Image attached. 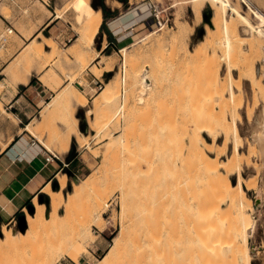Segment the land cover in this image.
Masks as SVG:
<instances>
[{"label":"rangeland","instance_id":"1","mask_svg":"<svg viewBox=\"0 0 264 264\" xmlns=\"http://www.w3.org/2000/svg\"><path fill=\"white\" fill-rule=\"evenodd\" d=\"M43 1L52 12L53 9L66 10L64 20H59L58 24L63 31L57 36L44 34L57 40L52 38L60 49V57L54 56L43 38L36 41L51 53L38 50L33 41L25 47L30 42L27 39L29 30L43 16L37 5L45 10L37 0H0V19L7 23L0 20V98L11 88L15 91L19 83L28 84L32 71L44 73L39 82L55 92L49 103L56 100L58 103L46 123L43 120L40 123V115L37 116L31 134L66 163L67 159L61 155L70 147V151L82 153L81 160L88 167L82 162L78 166L65 167L52 182L51 188L58 191L61 175L67 176L66 197L60 192L54 194L56 208H50L45 220L36 224L34 230L29 228L24 240L20 241L31 247V255L28 253L26 259L36 251L32 247H37L43 250L37 251L43 252V258L51 264H79L82 259L100 264L121 229L120 184L136 179L175 180L176 167L183 164L186 145L190 146V138H194L198 143L197 152L205 156L212 150L211 161L220 167L223 163L222 167L226 166L237 146L242 148L245 156L242 161L238 159L237 171L231 179L236 184L237 173L242 172L246 179H250L249 182L256 179L258 189L263 193L262 203L256 206V192L245 188L256 207L251 212L257 220L255 233L250 238V248L254 250L251 264H263L264 157L258 146L252 143V125L255 114L264 106V0H228L227 15L235 28L231 34L230 50L224 44L223 32H214L211 24L212 11L219 7V0H128L124 9L152 2L164 12L169 26L164 30L149 31L125 44H119L113 37V44L109 45V40L99 35L95 48L100 50L104 43L107 48L110 46L103 52L108 58L88 53L82 66L69 61L68 54L69 48L79 38L84 16L71 8L73 0ZM100 1L90 0L88 9L93 10L92 4ZM32 14L37 16L32 17ZM146 17L151 18V12ZM179 24L182 31L178 34ZM10 28H14L18 35H9L7 31ZM208 31L211 33L207 39ZM2 37H5V42ZM145 39L150 40L146 46ZM158 39L164 40L159 42ZM251 46L257 53L248 50ZM22 48L23 51L16 56ZM124 48L131 56L136 54L127 66H123L125 59L121 51ZM109 63L108 70L103 68ZM146 70L151 78L148 83L152 82L153 88L140 102L144 89L141 78ZM36 76L39 78L40 75L36 73ZM97 81L103 84L102 90L96 86ZM109 81L116 86L119 101L110 110L89 115L88 109L94 108L95 101L106 92ZM81 82L87 84L88 91L79 92L78 89L84 91ZM258 86L262 87V92ZM66 89L72 95L64 96ZM17 124L0 101V150L16 132L12 126ZM237 127L244 139L238 142L235 139ZM99 128L102 129L100 133ZM4 133L8 136L4 137ZM104 133L105 138L102 139ZM34 137L31 145L33 142L39 145ZM18 191L10 190L0 199L6 204ZM40 198L50 200L43 192L38 194V202ZM13 203L10 204L11 212L3 210L0 205V237L4 227L21 233L27 225L26 214L35 211L32 199L16 198ZM104 205L107 206L103 214L105 220L101 223L95 220L94 212H99ZM14 253H9L13 257L8 256L11 260L8 264H21L20 259L25 260L21 254L19 256L21 250ZM37 254L33 255L34 261L39 256Z\"/></svg>","mask_w":264,"mask_h":264},{"label":"bare ground","instance_id":"2","mask_svg":"<svg viewBox=\"0 0 264 264\" xmlns=\"http://www.w3.org/2000/svg\"><path fill=\"white\" fill-rule=\"evenodd\" d=\"M111 1L107 0L109 3ZM89 2L90 0H73L72 5L70 4L71 8L78 15L84 16L83 26H81L82 29L79 28V38L75 45L69 48L70 53L68 54V60L79 66L85 64L83 60H85L84 57L88 53H94L95 57L108 58L103 55V52L107 48L106 44L100 50L95 48V42L100 34V28L103 23V15L101 11L88 9ZM112 5L118 7L121 4L119 5L118 2L114 1ZM218 8L215 7L212 11L211 24H213V28L215 29L214 32H223L225 38L224 44L230 50L232 48L231 34L235 28L227 15L228 0H219ZM55 12V19H62L64 17L62 10L58 9ZM178 27L179 34L182 28L180 24ZM120 30L121 27L117 32ZM209 33L211 32L208 31L206 33L205 38H209ZM42 38L46 41L43 40L47 46L52 49L51 52L54 56L60 57L61 52H59L60 49L57 47L56 42L49 37L43 36ZM163 40L158 39L157 41L161 42ZM143 41H146L144 46L150 43V40L147 41L145 39ZM32 43L38 50L48 54L49 49L46 52L40 42L33 40ZM248 50L251 53H257L253 46ZM121 53L125 59L123 66L130 64L136 57V54L131 56L128 49L125 48ZM100 64H104V61H100ZM103 68L108 70L110 63ZM255 73L254 70V77ZM148 81H151V78L149 71L146 70L141 78V85L144 89L140 102L144 101V95L149 94L153 88L152 82L149 84L150 82L148 83ZM106 85V92L99 96L100 99L98 101H95L94 108L88 109L89 115L93 114L94 116L95 112L110 110L119 101V95L115 91L116 86L114 83L109 81ZM81 86L84 87V91L78 89L80 93L89 90L86 83L81 82ZM68 89H66L67 94H64V96L69 95L68 92L70 90L67 91ZM260 89L262 90V87ZM70 95L72 94L70 93ZM64 98L66 99L68 97ZM56 103H58V100L46 105L40 113V123H42V120L44 123L47 122L52 111L55 109ZM120 109L122 110L121 107ZM105 113L107 114V112ZM9 116L17 124L16 118L12 114H9ZM96 123L97 126L98 122ZM32 124L26 126L24 130L32 133ZM41 125L43 126V124ZM100 130L102 129L99 128V133ZM98 132H95V134L97 135ZM252 134V143L258 146V149H260L264 157V106L255 114ZM190 139V146L186 145L187 148L183 158L184 162L181 166L176 167L178 172L175 180L160 179L159 181H149L136 179L130 182L123 181L124 183L120 184L121 229L118 237L112 243L111 248L100 264H251L254 250L250 248V238L255 233L257 220L251 214L255 205L253 200L249 198L245 188L256 192V206L262 203L260 199H263V193L258 189L257 180L251 179V182H249L250 179H246L242 172L237 173V183L234 184L232 182L231 176L237 171L238 159L242 161L245 156L241 151L242 148L237 146L233 155L227 160V167L225 166V168L224 166L222 167L224 163L221 167L218 166L220 164L212 163V150L208 155L203 156L200 151L197 152L198 143L194 141V138ZM235 139L237 142L244 140L240 136L238 127L235 130ZM12 141L13 138L10 137L9 142L4 143L0 151L4 152ZM38 142L39 145L33 147L44 148L51 152L44 144H41L42 142ZM0 143L2 144L1 141ZM58 182V191L55 188L52 189L51 185L47 186L43 191L50 198V200L47 199L49 205L46 203V198H40V203L38 199L34 198L35 211H29L31 214H26L27 225L24 232L20 231L21 233H17L15 230L12 231L5 227L2 228L3 235L0 237V264H8L11 261L8 259L9 253L10 255H12V252L17 254L20 250L21 253H19V256L21 254L20 257L22 259L25 258L23 261L20 259L21 264H51L47 259L43 258L45 255L43 252L44 255L39 253L40 250H43L37 249V247H32L36 251H33L34 249L32 250L33 254L29 257L28 260L30 262H28L26 258H28V253H31V247L20 241L24 240L23 237L29 228L34 230L36 224L39 225L45 220L50 208H56L57 198L54 197V194L60 192V194L66 197L67 193H65V190L68 187L67 176L61 175ZM106 207L104 205L99 212H94L96 214V218L94 217L95 220H99L101 223L104 222L103 214L106 211ZM9 243L13 246H10ZM19 247L21 248L20 250L18 249ZM42 247L44 248V246ZM49 247L51 248V246ZM30 253L29 255H31ZM34 253L39 254V256L38 254L36 255L38 256V258H35L36 261H34ZM9 257L12 258L13 256ZM17 259L19 260V258Z\"/></svg>","mask_w":264,"mask_h":264},{"label":"crops","instance_id":"3","mask_svg":"<svg viewBox=\"0 0 264 264\" xmlns=\"http://www.w3.org/2000/svg\"><path fill=\"white\" fill-rule=\"evenodd\" d=\"M37 1L45 10H42L39 5L36 4L43 13V16L38 18L35 27L29 30V37L27 39H29L30 42L27 43L25 47L33 40L45 36V33H51L57 36L60 31H63L58 24L59 20H64V18L55 19L56 10L53 9L52 12L44 4L43 0ZM114 1L121 5L119 7L113 6L112 2ZM127 3H123L119 0H112L109 3L107 0H104V4L107 8V18L104 17L102 9L97 10L102 12L104 24V28L102 27L103 24L101 26L99 35H102L104 40H109V45L113 44V37H115L114 39L119 44H125L134 41L135 38L142 34L156 30L155 22L152 17H146L147 14L149 13L150 15L152 11V2L134 6L131 5L127 9H124ZM94 10L96 9L94 8ZM35 16L37 15L32 14V17ZM0 20L7 24L6 20L2 18ZM120 27L121 30L117 32ZM24 28L26 32L27 28L25 26ZM17 32L21 34L18 30ZM138 32L141 33L138 34ZM14 34L17 33L14 31ZM59 36L61 37V35ZM49 38H53L57 42L54 36H49ZM24 48H22L16 56H18ZM36 73L40 75L39 78L36 76ZM43 74L44 73L32 71L28 84L19 83L15 91L11 88V91H7L0 98L7 113L12 114L18 120V124L12 126V128L16 130V132L11 135L13 141L4 152L0 151V196H4L10 190L13 192H16V189L19 190V193L13 199H9L6 204L0 199V205H2V209L5 211L11 212L10 204L13 205V201L16 198L21 199L25 197V199H32V201H34V198L38 199V194L43 192L47 186L51 185L52 182L62 174L65 167L68 168L72 165L78 166L79 163L82 162V153L78 154L76 151H73L75 155L70 157V147L68 151H65L64 154L61 155L67 159L68 163L60 158V160L52 164H46V151L43 148L33 147L31 141L34 136L28 130H24L26 126L33 123L37 116L40 115L44 107L52 100H50V98L55 96V94L53 95V93H55L54 91L39 82ZM24 121L26 123H24ZM3 135L6 137L8 133H4ZM104 138L105 133L102 136V139ZM37 145L38 144H36V146ZM82 165L88 167L84 162H82ZM100 249L101 248H98V250ZM94 253L95 252H93V254ZM79 264L91 263L86 259H82Z\"/></svg>","mask_w":264,"mask_h":264},{"label":"built area","instance_id":"4","mask_svg":"<svg viewBox=\"0 0 264 264\" xmlns=\"http://www.w3.org/2000/svg\"><path fill=\"white\" fill-rule=\"evenodd\" d=\"M151 17L155 22V26H156V30H162L165 29L166 27L169 26V20L166 18V16L164 15V12L162 10H160L157 6H153V9L151 11ZM14 28H10L7 32L8 34H12L14 32ZM2 41L5 42L6 39L5 37H2ZM123 89H122V96L124 97L125 94V90H124V78H123ZM96 86H98L99 90H102L103 88V84L99 81L96 82ZM37 143L33 142L32 146H36ZM44 149V148H43ZM46 151V156H45V163L46 164H52L57 160H60V157L54 153H51L49 151H47L46 149H44Z\"/></svg>","mask_w":264,"mask_h":264},{"label":"trees","instance_id":"5","mask_svg":"<svg viewBox=\"0 0 264 264\" xmlns=\"http://www.w3.org/2000/svg\"><path fill=\"white\" fill-rule=\"evenodd\" d=\"M119 1H121V2H123V3H127V1L128 0H119ZM92 6H93V8H95L96 10H98V9H102L103 10V13H104V17L105 18H107L108 17V14H107V8H106V5L104 4V0H101L100 1V3H93L92 4ZM103 28H104V24H103V26H102ZM110 46H108V48H109ZM107 48V49H108ZM74 155V153H73V149L71 150V152H70V157H72Z\"/></svg>","mask_w":264,"mask_h":264},{"label":"water","instance_id":"6","mask_svg":"<svg viewBox=\"0 0 264 264\" xmlns=\"http://www.w3.org/2000/svg\"><path fill=\"white\" fill-rule=\"evenodd\" d=\"M82 129H83V128H82ZM84 132H85V134H87V131H84ZM46 203H47V205H49V201H48V200H47V202H46ZM25 229H26V227H25ZM25 229H23V230H22V232H24V231H25Z\"/></svg>","mask_w":264,"mask_h":264}]
</instances>
